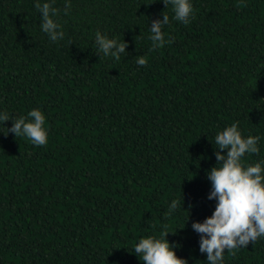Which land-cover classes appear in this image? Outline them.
I'll use <instances>...</instances> for the list:
<instances>
[{"label": "trees", "instance_id": "16d2710c", "mask_svg": "<svg viewBox=\"0 0 264 264\" xmlns=\"http://www.w3.org/2000/svg\"><path fill=\"white\" fill-rule=\"evenodd\" d=\"M153 2L0 0V113L38 108L48 132L36 146L0 122V264H144L134 245L165 228L179 257L207 264L192 224L215 211V136L238 121L260 138L243 163L264 161V0H190L187 25ZM36 3L58 10L62 39ZM164 12L171 43L153 49ZM98 31L128 42L119 60ZM222 264H264V237Z\"/></svg>", "mask_w": 264, "mask_h": 264}, {"label": "clouds", "instance_id": "9594fccd", "mask_svg": "<svg viewBox=\"0 0 264 264\" xmlns=\"http://www.w3.org/2000/svg\"><path fill=\"white\" fill-rule=\"evenodd\" d=\"M156 2V0H154ZM153 2V3H154ZM168 7L172 5L174 19L187 25L193 15L190 0H162ZM41 12V29L49 34L51 41L63 38L61 25L54 19L59 15L50 3H36ZM70 7V5L68 6ZM166 7V8H167ZM67 12V8L65 9ZM169 23V16L164 12L162 19L151 22L150 39L152 47H163L171 40H165L162 27ZM136 39V37H135ZM98 52L104 56H111L117 60L120 54L128 48V42H118L110 39L99 31L96 33ZM138 65H146L144 55L136 57ZM12 120V127L8 133H15V137H26L36 146H44L48 142V132L45 127L44 113L34 108L27 117L21 116L11 119L7 113H0V122ZM239 122H235L220 131L214 140L217 163L208 172L212 190L208 199L216 200L213 214L203 220L196 221L192 228L200 234V251L207 253V264H222L224 253L234 254V250L247 247L258 238L264 237V161L246 165L243 163L245 154L259 152L257 147L259 137L242 135ZM227 149L225 153L223 150ZM179 206V201L173 200L166 216H170ZM169 231L165 228L160 235H148L141 238L133 247V252L144 264H188V260L176 253L177 245L169 241ZM175 234V232H172Z\"/></svg>", "mask_w": 264, "mask_h": 264}]
</instances>
